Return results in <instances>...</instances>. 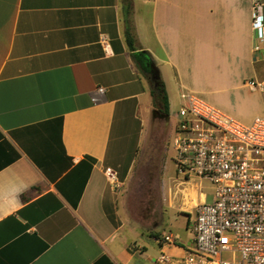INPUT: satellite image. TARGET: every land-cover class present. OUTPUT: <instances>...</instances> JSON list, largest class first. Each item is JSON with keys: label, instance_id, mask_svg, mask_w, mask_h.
<instances>
[{"label": "crops", "instance_id": "1", "mask_svg": "<svg viewBox=\"0 0 264 264\" xmlns=\"http://www.w3.org/2000/svg\"><path fill=\"white\" fill-rule=\"evenodd\" d=\"M131 1L133 48L122 0H0V264H184L193 246L195 179L159 189L156 170L131 189L137 145L158 146L132 55L149 54L168 105L229 72L260 80L264 0Z\"/></svg>", "mask_w": 264, "mask_h": 264}, {"label": "built area", "instance_id": "2", "mask_svg": "<svg viewBox=\"0 0 264 264\" xmlns=\"http://www.w3.org/2000/svg\"><path fill=\"white\" fill-rule=\"evenodd\" d=\"M252 29L253 56L264 62V16L258 1ZM245 84L263 97L262 113L250 124L198 96L179 95L172 138L175 170L184 179H203L213 187L212 203L196 206L193 246L184 264H264V76ZM162 241L173 243V237L165 235ZM166 261L160 257L155 264Z\"/></svg>", "mask_w": 264, "mask_h": 264}, {"label": "rangeland", "instance_id": "3", "mask_svg": "<svg viewBox=\"0 0 264 264\" xmlns=\"http://www.w3.org/2000/svg\"><path fill=\"white\" fill-rule=\"evenodd\" d=\"M260 67L261 73L258 78L264 76V64H261ZM254 78L256 77H254L249 70L240 71L238 76L235 73L232 74V72H229L222 78L213 79L208 84L209 93L201 96V98L207 101V103L209 102L214 105L224 114L242 123H250L253 117L257 114L258 109L263 104V97L258 93H252L248 88L241 87V85L249 80H255ZM179 107L180 99L170 96V105H168L169 122L167 123V120L162 116L154 114L153 124L154 129L157 130L154 136H157V147L153 145L155 139H152V142H149L147 148L143 138L137 145L135 159L137 162L143 160L144 162L142 165H138L135 169L137 179H133V182L131 183L133 193L136 188L140 187V184L142 185L144 182H146L147 187H149L150 185L148 184L153 180L152 177H155L152 176V173H155L156 170L158 181H156L155 184L158 182L159 189L171 187L173 184L172 179L177 177L173 163L172 138L173 129L178 122ZM147 173L149 177L148 179H145L144 177H146ZM189 179H195L191 184L194 186L197 194L200 195L201 193H204L206 195V204H211L212 186L206 181L199 182L198 178L195 177ZM177 204H181L179 198L177 199ZM223 258L226 259L228 256H223Z\"/></svg>", "mask_w": 264, "mask_h": 264}, {"label": "trees", "instance_id": "4", "mask_svg": "<svg viewBox=\"0 0 264 264\" xmlns=\"http://www.w3.org/2000/svg\"><path fill=\"white\" fill-rule=\"evenodd\" d=\"M131 0H122L123 9L125 13V35L126 42L130 48L134 46V35L132 32V26L128 20V16L131 12ZM134 61L141 68V71L147 78L150 85V96L152 99L153 108L155 110V115H160L165 119H168V102L164 89V84L159 76V74L151 75L150 66L154 67L151 57L147 52H137L132 55ZM155 70H157L155 68Z\"/></svg>", "mask_w": 264, "mask_h": 264}, {"label": "water", "instance_id": "5", "mask_svg": "<svg viewBox=\"0 0 264 264\" xmlns=\"http://www.w3.org/2000/svg\"><path fill=\"white\" fill-rule=\"evenodd\" d=\"M150 74H151V75H156V74H158V71L155 70V67L150 66Z\"/></svg>", "mask_w": 264, "mask_h": 264}]
</instances>
